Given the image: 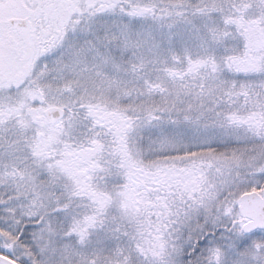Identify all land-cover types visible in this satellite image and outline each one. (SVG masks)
I'll use <instances>...</instances> for the list:
<instances>
[{"label":"snow or ice","instance_id":"6c2138e0","mask_svg":"<svg viewBox=\"0 0 264 264\" xmlns=\"http://www.w3.org/2000/svg\"><path fill=\"white\" fill-rule=\"evenodd\" d=\"M0 264H264V0H0Z\"/></svg>","mask_w":264,"mask_h":264}]
</instances>
